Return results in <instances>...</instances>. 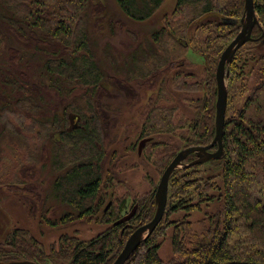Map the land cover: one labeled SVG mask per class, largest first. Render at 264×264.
Returning a JSON list of instances; mask_svg holds the SVG:
<instances>
[{"label":"rangeland","instance_id":"obj_1","mask_svg":"<svg viewBox=\"0 0 264 264\" xmlns=\"http://www.w3.org/2000/svg\"><path fill=\"white\" fill-rule=\"evenodd\" d=\"M94 1H102L106 11L103 24L102 20L90 18L89 43L104 70L105 84L109 85L107 94L100 101L101 114L108 122L103 145L104 182L100 211L83 220L60 224L62 217L66 213L72 214L73 210L55 196L54 183L61 173L56 170L54 161L56 147L47 129L40 127L47 120L63 118L67 111L69 128H77L80 119L76 109L78 105L86 109L87 88L71 85L45 71L55 47H61L59 44L44 43V46L38 40H31L30 36L28 42H23L0 20L3 41L6 38L0 50V81L11 79L23 87L17 92L12 87L0 88V93L5 91L7 95L0 94L3 100L0 107L10 106V111L2 109L1 112L9 129L0 142V244H6L16 230L26 231L39 240L47 254L54 246L59 247L60 239L66 234L77 235L84 241L92 240L114 226L116 221L110 218L111 212L115 213V218L117 215L124 217L139 200L155 192L169 157L176 156L186 144L182 137L197 114L192 101L206 94L193 88V83L205 81L213 70L216 72L223 51L241 30V25L228 27L215 16L206 17L207 14L192 20L187 14L191 10H177L178 0H166L146 21L128 18L115 0ZM212 1L217 12L234 0ZM72 9L66 17L72 21L75 32L72 40L75 42V37L81 36L83 22L79 24V15ZM2 13L11 16L7 10ZM42 15L54 25L66 19L64 12L62 15L52 12ZM260 24L262 29L261 21ZM256 30L253 36L256 41L242 47L237 61L233 59L227 70L231 117L242 109L245 101L254 97L257 89V93H261L264 33ZM37 35L38 39L44 38L43 34ZM11 48L19 51V59L11 60ZM122 82L131 89L119 90L118 85ZM20 98L28 100L24 110L17 105ZM171 113V131L162 122H159V131L155 124L157 116L168 119ZM88 115L91 116L90 111ZM144 128L152 131L151 134L144 137ZM145 140L147 142L140 149ZM192 172L200 178L217 176L215 178L220 180L222 168L220 163L207 162L197 171H189ZM123 203L126 209L120 211ZM195 218L199 220L202 215ZM55 223L57 226H52ZM137 227V223H130L120 228L117 235L122 237ZM171 231L169 229L166 237L161 238L160 255L165 261L173 258Z\"/></svg>","mask_w":264,"mask_h":264},{"label":"trees","instance_id":"obj_2","mask_svg":"<svg viewBox=\"0 0 264 264\" xmlns=\"http://www.w3.org/2000/svg\"><path fill=\"white\" fill-rule=\"evenodd\" d=\"M115 1L131 20L146 21L166 0ZM254 2L263 25L259 31L264 33V0ZM0 5V20L10 26L18 39L28 42L30 36L31 40H38L37 42L44 46L50 43L61 46L55 47L46 63L45 71L48 74L62 78L71 85L87 88L84 96L86 109L79 105L76 109L80 119L77 128H69L67 111H64L63 118L47 120L48 122L41 123L40 127L47 129L56 147L54 161L56 170L61 173L54 183L55 196L73 210L72 214L66 213L62 217L60 224H70L94 216L100 211L102 202L100 194L104 182L105 156L103 145L108 123L101 114L103 106L100 101L103 95L107 94L109 85L105 84L104 70L91 50L89 32L91 17L94 20H102L103 24L106 7L102 1L94 0H0ZM71 8V11L79 15V24L83 22L79 32L81 36H76L75 42L72 40L75 33L72 21L66 17ZM181 8V11H192L187 13L192 20L200 14L215 12L212 0H178L177 10L180 11ZM6 10L11 13L10 17L2 13ZM51 12L60 15L64 12L68 23L66 19H61L54 25L46 21L49 18L42 17V14ZM217 12L228 17L241 18L244 14V0H234ZM37 33L43 34L44 38L38 39ZM3 35L0 29L1 51L6 39L4 37L3 41ZM10 52L12 61L19 59L17 49L11 48ZM67 54L70 55L69 58L66 57ZM228 68L229 66L227 70ZM215 73L213 70L205 81L195 80L193 83V88L206 94L192 101L197 114L189 125L187 136L182 137L186 143L184 148L207 146L215 138L218 95ZM1 87H12L16 92L23 90L20 83L11 79L0 81ZM118 88L124 91L131 89L123 82ZM259 91L261 93H257V89L254 97L245 101L236 115L231 117L230 106L227 108L224 157L209 161L220 163V180L215 178L217 176L200 178L195 172L189 173L191 170L197 171L203 164L176 171L170 179L168 203L163 220L126 264H264V80L259 86ZM0 94L7 97L5 91ZM27 102V99L20 98L17 105L24 110ZM6 105L8 106L0 107V142L9 129L1 114L2 109L10 111L9 104ZM89 111L91 116L88 115ZM171 116L173 113L168 115V119L157 116L156 127L162 122L165 128H172ZM182 124L186 125L187 122ZM151 132L144 128L142 133L145 137ZM216 148L217 146L214 149ZM174 157L175 155L169 157V161L164 165L166 168ZM193 158L195 155L189 156L187 162L196 159ZM155 194L156 191L138 201L137 211L130 221L114 225L89 241L81 240L77 235H63L59 247L54 246L48 254L39 240L26 231L16 230L6 244H0V262L30 261L36 264H52L62 261L68 264H113L123 250L128 236L133 233L132 231L119 237L118 230L130 223H137L139 227L150 222L157 209ZM125 209L123 203L120 211ZM198 214L202 215L199 220L195 218ZM109 215L116 222L123 218L117 214L115 218L114 212ZM52 226H57V223ZM169 229L172 230L173 258L165 261L160 255L161 238L166 237Z\"/></svg>","mask_w":264,"mask_h":264},{"label":"water","instance_id":"obj_3","mask_svg":"<svg viewBox=\"0 0 264 264\" xmlns=\"http://www.w3.org/2000/svg\"><path fill=\"white\" fill-rule=\"evenodd\" d=\"M215 16L220 19L221 23L226 26L241 25L240 32L234 40L223 51L216 70V82L218 89V97L216 102V134L211 144L207 146H193L181 150L172 162L167 166L160 182L157 186L155 194L156 213L153 219L143 225L137 227L129 236L123 250L117 256L113 264H126L132 254L154 233L164 218L169 195V184L172 175L176 171H180L192 166L205 164L209 161L220 160L224 157V129L228 108V86H227V67L232 63L236 53L249 42H254L253 37L256 28L261 29L260 20L258 18L254 0H245L244 14L241 19L225 16L218 12H211L206 17ZM264 44V41H263ZM147 140L140 145L143 147ZM217 146L216 150L212 151ZM191 155H195L196 159L190 163L185 161ZM138 206H135L129 214L121 218L114 225H121L130 221L137 211ZM0 264H36L30 261H12L0 262Z\"/></svg>","mask_w":264,"mask_h":264},{"label":"flooded vegetation","instance_id":"obj_4","mask_svg":"<svg viewBox=\"0 0 264 264\" xmlns=\"http://www.w3.org/2000/svg\"><path fill=\"white\" fill-rule=\"evenodd\" d=\"M214 150H216V149H213L212 151H214ZM196 157V156H195ZM188 159V158H187ZM186 163H189V162H187V160L185 161Z\"/></svg>","mask_w":264,"mask_h":264},{"label":"bare ground","instance_id":"obj_5","mask_svg":"<svg viewBox=\"0 0 264 264\" xmlns=\"http://www.w3.org/2000/svg\"><path fill=\"white\" fill-rule=\"evenodd\" d=\"M166 260V259H165Z\"/></svg>","mask_w":264,"mask_h":264}]
</instances>
